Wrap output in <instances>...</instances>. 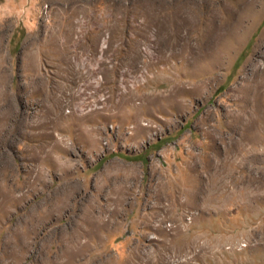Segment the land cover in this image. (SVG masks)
I'll return each instance as SVG.
<instances>
[{"label": "rangeland", "instance_id": "rangeland-1", "mask_svg": "<svg viewBox=\"0 0 264 264\" xmlns=\"http://www.w3.org/2000/svg\"><path fill=\"white\" fill-rule=\"evenodd\" d=\"M0 264H264V0H0Z\"/></svg>", "mask_w": 264, "mask_h": 264}]
</instances>
